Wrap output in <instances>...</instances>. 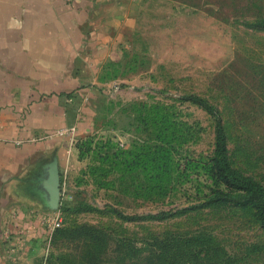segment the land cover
I'll use <instances>...</instances> for the list:
<instances>
[{
    "label": "rangeland",
    "instance_id": "rangeland-1",
    "mask_svg": "<svg viewBox=\"0 0 264 264\" xmlns=\"http://www.w3.org/2000/svg\"><path fill=\"white\" fill-rule=\"evenodd\" d=\"M262 20L264 0L143 1L124 27L120 61L105 69L115 81L93 92L68 135L61 228L50 232L45 219L56 210L42 206L39 233L19 238L24 264H89L94 245L105 251L97 262L115 264L118 241L132 259V238L170 232L210 235L233 264H264L254 247L264 244V229L251 209L201 204L216 186L206 165L214 121L182 98L195 93L218 107L231 164L264 183V30L252 26ZM155 143L163 144L162 173L150 176L149 160L124 162ZM191 205L199 206L164 221L117 215ZM79 225L93 232L79 235Z\"/></svg>",
    "mask_w": 264,
    "mask_h": 264
},
{
    "label": "crops",
    "instance_id": "crops-1",
    "mask_svg": "<svg viewBox=\"0 0 264 264\" xmlns=\"http://www.w3.org/2000/svg\"><path fill=\"white\" fill-rule=\"evenodd\" d=\"M144 0H0V264H24L39 233L48 165L117 64Z\"/></svg>",
    "mask_w": 264,
    "mask_h": 264
},
{
    "label": "trees",
    "instance_id": "trees-1",
    "mask_svg": "<svg viewBox=\"0 0 264 264\" xmlns=\"http://www.w3.org/2000/svg\"><path fill=\"white\" fill-rule=\"evenodd\" d=\"M252 26L264 30V20L255 21ZM182 98L200 105L211 114L214 121V146L206 165L212 176H214L216 186L210 188V194L201 204L203 206L232 205L249 208L253 212L258 225L264 229V183L231 164L227 133L218 107L199 94L187 93L183 94ZM162 149L163 144L155 143L151 152L149 150L134 152L132 158H124V162L129 165L135 160L139 162L149 160L147 163L151 164V167H149L147 173L150 176H155L164 171L162 164L164 153ZM142 167L144 166L142 165ZM218 182H221L224 186H219ZM66 204L61 203L60 208L65 210ZM198 206L183 207L175 212L159 211L145 216L123 215L120 212L117 215L122 219H132V221L139 218L164 221L172 218L176 213L186 214L191 210H196ZM60 228L58 227L55 230L57 231ZM77 228L79 235L86 230L93 232V228L89 226L79 225ZM138 242L132 238V259H128L122 249L124 244L118 241L120 246H118V259L115 264H233L231 256L223 246L210 235L200 232L194 235L182 236L171 232L162 236L149 235L146 239ZM256 246L264 251V244L255 245L254 247ZM103 249L104 247L101 249V245H94L90 248L89 264H100L97 259L105 252Z\"/></svg>",
    "mask_w": 264,
    "mask_h": 264
},
{
    "label": "water",
    "instance_id": "water-1",
    "mask_svg": "<svg viewBox=\"0 0 264 264\" xmlns=\"http://www.w3.org/2000/svg\"><path fill=\"white\" fill-rule=\"evenodd\" d=\"M42 187L47 192V207L52 210L57 209L60 201V173L56 160L49 163L47 175L42 179Z\"/></svg>",
    "mask_w": 264,
    "mask_h": 264
},
{
    "label": "built area",
    "instance_id": "built-area-1",
    "mask_svg": "<svg viewBox=\"0 0 264 264\" xmlns=\"http://www.w3.org/2000/svg\"><path fill=\"white\" fill-rule=\"evenodd\" d=\"M73 129H74V126H70L69 128L58 130V133L64 134L67 132V133L71 134ZM64 191H65V180L62 179V180H60V201H59V206H58L59 208H60L61 203H63L62 195L65 194ZM55 210H56L55 214L52 216V218H50V216H49L45 219V221L48 220L47 223H49L48 226H49L50 232H53L56 228L60 227V222H61V219L59 217L60 216V211H59L60 209L57 208Z\"/></svg>",
    "mask_w": 264,
    "mask_h": 264
}]
</instances>
